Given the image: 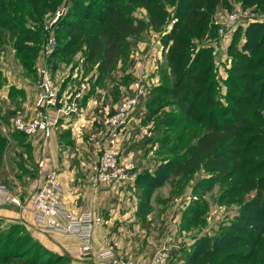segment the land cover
I'll list each match as a JSON object with an SVG mask.
<instances>
[{"label":"rangeland","instance_id":"1","mask_svg":"<svg viewBox=\"0 0 264 264\" xmlns=\"http://www.w3.org/2000/svg\"><path fill=\"white\" fill-rule=\"evenodd\" d=\"M48 1L50 0H18V2L10 4V1L8 3V0L3 2L0 0V10H3L8 15L10 13L12 20H19L21 24L20 27L23 29V32L20 35H10L5 29L0 28V72L3 77L2 85L5 84L4 86H8L13 82L33 85L36 103L34 112L31 116L25 117L22 113H15L10 119L18 115L24 120H30L41 110V106L38 102L39 99L36 95V83L39 78L37 67L43 64L47 65L50 71L51 80L57 91V107L65 108L72 100V97H74L75 92L81 87V84L85 85L81 96L76 99L77 110L68 115L59 113L57 122L50 128L49 136L47 138L40 137L43 142L50 137L52 131L56 128L61 119L63 120L64 117L66 118L72 114H78L80 112L79 104L88 92L90 93L92 90L94 93H104L105 97H103L104 100L102 101L104 103L101 104L99 108L100 111L97 112V115L99 116L98 122L100 135L101 137L103 136V138L100 148L97 150V160L93 163L89 175L90 184L93 187L98 184L118 187V185H121L124 182H131L136 187V177L138 173L142 171H138L137 166L149 168L147 169L149 172H154L161 162L162 156L170 155L171 153L174 154L176 151V147L172 148L174 149V152H172L171 149L168 150V145L171 143L172 145L178 143L177 135L180 133L181 124L185 123L178 121L181 119L180 116V119H174L172 122V129H166V126L168 125L165 123H167V119L170 117L169 115L173 114V111L176 112V106L170 95L166 92H164V96H159V101H162L161 103L164 106L158 108L156 113L152 112L148 118H145L148 111L146 102L153 89L164 86L173 87L175 81L179 78V75H172V70L170 69L171 65L168 61L169 56L172 54V52H170V47L173 44V38H171L170 35L178 20L176 12L179 9V0H152L151 4L149 3L153 13L154 7L158 4H161L165 11V16L159 22L158 26L151 25L149 22L150 11H148L145 6L138 3L140 0L117 1V6L122 8L121 15L123 17L130 16L142 19L148 25L146 29L139 34V38H129L130 44L125 50H123L121 56L118 57L114 71L109 74V76H105L104 82L100 83V85L94 84L97 76L96 66H92L88 71L84 68V39L81 38L77 45L73 44V38L75 37L74 31L70 34L68 31L69 26H67L70 21H75L80 18L79 16V18L75 16V9H78L76 5H78V3H86V0H54L56 5L54 4L52 8L49 7ZM101 1L106 5H109L110 3V0ZM93 2L94 8L91 9L89 16H87V20L84 22V27L93 25L94 19L91 17L92 15L96 13L104 14L105 12V10H97V4L95 1ZM10 7L11 9L14 8L13 11ZM238 11L242 16H240L239 20L236 22L228 25L226 21L227 15ZM211 19L213 26L208 25L204 33L199 36L196 35L197 25H193L188 17L183 19L184 23L189 22L191 25L189 28L190 33L187 32L191 34V39L181 47V49L185 51L187 59L182 63L180 71L182 72L193 62V60L195 61L197 56L196 53L200 49L209 48L212 57L211 61L214 79L213 82H211L213 83L212 98L215 103L224 106L226 105L227 97L230 94H228L227 88L229 71L235 60V58L233 59L229 53L232 36L234 31L239 28L240 38L238 39L239 41L236 42L235 48L240 50L241 44L245 38L244 31L246 27L250 23H264V4H258L257 2L243 4L241 0H227L226 5L219 4L215 7V11L211 14ZM88 30L90 31L91 29L89 28ZM229 33H231L230 36L228 35ZM49 37L54 41L53 50L49 55H46L44 50ZM18 43L23 49L19 56L15 49ZM33 47L38 49L36 54H30L28 52L34 50ZM244 53L249 56L247 52ZM21 56H34L35 60L33 63L32 76L22 66L23 61L22 59L20 60ZM200 63L201 67L205 65V61H200ZM248 71L264 72V69H262V67L251 68ZM235 75L239 77V75H242V72L238 71ZM239 81L242 83L241 79ZM137 84H139V86H136ZM66 85H70L71 87L64 92L63 88H65ZM199 85H201V87L205 86L204 80L201 81ZM257 86L259 87V85ZM140 90L141 92H139ZM108 91L111 94L113 93V96L107 94ZM203 96L202 98H204ZM132 97H136L137 103L127 116L124 123L115 127L114 145L116 149L118 148L119 150L118 162L120 164L128 162L133 163L135 168L132 173H134L135 176L132 180L126 179L120 183L98 182L95 184L93 181L94 171L99 165L100 157L103 153V147L108 145L109 134L113 128L112 124L109 125L105 120L116 115L119 112L122 103ZM202 101L203 100H201V102ZM0 106H2L1 102ZM93 115L97 116L95 113ZM131 122L133 124H131ZM9 124H11V122H9ZM126 126L127 133L130 137L128 140H124L125 135H123L122 131ZM18 132L22 133V136H20L22 141H25L27 139L26 137H33L23 132ZM256 145L260 146H258L260 153L256 154L254 158L249 159L245 158L244 154H240L235 159L234 167H223V162H218L217 167L210 172L212 174L207 173L204 168H201L193 173L188 179L181 180V182L178 181V177H175L173 181H166L164 184L153 189L148 200V207L141 211V192L136 187L138 197H136L135 202V218L143 228L144 231L142 232V235L144 236L136 237L135 243H142V249H153L146 264L150 262L156 249L161 246L169 248V257L166 264L169 262L172 251L176 249L177 254L182 251L180 260L184 263L189 251L192 250L193 245L196 244L200 237L214 235L217 232L227 229L234 223L246 227L247 230L258 229L259 232L256 231L253 236H250L248 235L249 232L247 230H245L246 232L244 233L234 231V235L240 237L239 241L230 243L223 251H220L218 255L221 256L227 251L233 250L235 253H243L248 259H251L248 264H264L263 139H261V144L257 143ZM181 149L182 148L178 149V151H181ZM128 150H131L133 154L131 153V155L128 156ZM14 151L17 154L16 158L15 156L13 157L15 158V166H21L20 169L23 172L19 171V174L26 173V175H29V171H26V165H23L26 156H22L23 152L21 156H19L20 152L17 153L16 150ZM247 154L248 156H252L250 152ZM256 159L261 161L260 165L259 167H252ZM243 161L246 162L244 165L245 167H241V162ZM215 165L216 163H214L213 167H215ZM15 166H13L12 169H14ZM253 170L254 172L251 173ZM225 172L234 174L237 177L234 178L231 176L224 178L222 177V174ZM208 176L213 177L211 179V187L203 192H193V187L196 181ZM258 179L259 184L262 185L259 191L256 187ZM230 185H235V187L229 192L230 194L227 195L225 189L226 187H230ZM0 187H5L11 195L15 196L19 202H21L19 195L12 194L11 190L7 188L6 185L0 184ZM201 189L203 188H199V190ZM221 193H224L225 195L222 199H220ZM120 195L128 197L129 190H122ZM258 196L260 197L258 207L263 206V208L261 214L257 215V223L252 224L251 219L253 218L246 216L248 212L245 211V208L247 202L254 198L257 199L258 202ZM199 197L205 202V204L202 203L204 208L203 212L197 213L202 221L199 220L197 224H190V220L192 219L191 212H186V210L189 205ZM97 216H99L101 220L96 223L99 224L103 220L100 215ZM148 217H150L149 220ZM8 226V221H0V230L2 232ZM15 235V238L23 236L21 233ZM0 239L1 241H4V237L1 236ZM21 245L22 249H26L23 253L24 255L30 253L29 255H34L33 257H35L38 262H42L46 259L41 248L34 243H30L25 239L22 241ZM106 245L111 247L115 256L136 261L133 257H128L117 252L111 239H104V247H106ZM42 246L44 245L42 244ZM216 262L217 260L210 264H216ZM58 264L68 263L61 262ZM206 264H209V262H206ZM228 264L236 263L232 260Z\"/></svg>","mask_w":264,"mask_h":264},{"label":"trees","instance_id":"2","mask_svg":"<svg viewBox=\"0 0 264 264\" xmlns=\"http://www.w3.org/2000/svg\"><path fill=\"white\" fill-rule=\"evenodd\" d=\"M9 1L10 4L18 2V0H8V3ZM93 1L97 4V10H105V12L104 14L96 13L92 15L91 17L94 19L93 25L84 27L87 16H89L91 9L94 8ZM117 1L110 0L109 5H106L101 0H86V3H78L76 5L78 9H75V16L80 18L78 17L79 19L70 21L67 24L69 33L71 34L74 31L73 44L77 45L81 38L85 41V59L83 64L86 71L92 66H96L95 85H100V83L104 82L105 76H109L114 71L118 57L130 44L129 38L138 37L148 25L142 19L130 16L123 17L121 15L122 8L117 6ZM151 1L140 0L138 3L150 11L149 22L151 25L158 26L165 16V11L161 4H158L154 7L153 13L150 7ZM54 2V0L48 1L49 7L52 8L54 4L56 5ZM241 2L243 4L254 2L264 4V0H241ZM219 4L226 5L227 0H179V9L176 12L178 20L170 35L173 38V44L170 47L172 54L168 58L172 75H179V78L175 81L173 87L164 86L153 89L146 102L148 111L145 118H148L152 112L156 113L158 108L164 106L161 103L162 101H159V96H164V92H166L176 106V112L173 111V114L169 115L170 117L165 123L168 125L166 129H172V122L174 119H180V116L181 119L178 121L185 123L181 124L180 133L177 135L178 143L168 145V150L171 149L172 152H174L172 148L176 147L174 154L162 156L161 162L154 172L143 169L138 173L135 184L141 192L140 211L148 207V200L153 189L166 181H173L175 177H178V181L181 182V180L188 179L201 168L212 174L210 172L217 167L218 162H223V167H234L237 156L244 154L247 159L254 158L256 154L260 153L259 145L256 144H261V139H263L264 144V72L248 71L251 68L262 67L264 69V23H250L246 27L244 31L245 38L240 50L235 48V44L240 38V30L238 28L234 31L232 42L229 46V53L235 60L229 71L227 88L228 94H230L227 97L226 105L217 104L212 98L213 83L211 82L214 79L209 48L200 49L196 53L195 61L193 60L186 69L182 72L180 71L182 63L187 59V55L181 47L191 39V34H189L191 25L189 22L184 23L183 19L188 17L193 25H197L196 35L199 36L204 33L208 25H212L211 14ZM13 9L11 10L13 11ZM11 18L10 13L8 15L3 10H0V28L5 29L10 35H20L23 32L20 27V21L12 20ZM89 28L91 29L90 31L88 30ZM15 49L18 56L23 51L19 43ZM37 51L38 49L34 48V50L28 52L36 54ZM244 52H247L249 56ZM21 59L23 61L22 66L32 76L34 56H21ZM200 61H205V65L201 67ZM238 71L242 72L239 77L235 75ZM2 78L0 72V87L3 81ZM240 79L242 83L239 81ZM203 80L205 82L204 89L199 85ZM201 100L203 101L201 102ZM18 134L22 136V133L18 132ZM5 142L6 139L0 135V165ZM180 148H182L181 151H178ZM249 152L252 156H248L247 153ZM260 162V160L256 159L252 167H259ZM214 163H216L215 167H213ZM245 164V161L241 162V167H245ZM253 172L254 170L251 173ZM231 176L237 177L227 172L222 174L224 178ZM212 178L208 176L196 181L193 192L198 193L207 190L212 185ZM257 182L256 187L259 191L262 185L259 184V179ZM201 187L203 189L199 190ZM234 187L235 185L226 187V194L229 195V192ZM223 197L225 195L221 193L220 199ZM259 199L260 197L258 196V202L254 198L246 204L245 211L248 212L246 216L253 218L251 219L252 224L257 223V215L261 214L263 208V206L258 207ZM202 203L205 204L200 197L196 198V201H193L186 210V212H191L192 219L190 224H197L199 220L202 221L197 215L198 212H203L204 210ZM0 221L4 220L0 218ZM245 230H247L246 227L234 223L214 235L200 237L182 264H206V262L210 264L215 260H217L216 264H228L232 260L236 264H248L251 259H248L243 253H235V251L231 250L221 256L218 255L230 243L239 241L240 237L234 235V231L244 233L246 232ZM247 231L250 236H253L256 231L259 232L258 229ZM17 233H21L23 236L15 238L14 236ZM1 236L4 237V241L0 239V247L2 248H0V264H58L61 262L72 264L71 256L66 253L59 254L42 246L19 221H9V226L3 232L0 230ZM25 239L41 248L46 256L44 261L38 262L33 257L34 255H29L30 253L23 254L26 249H22L21 244Z\"/></svg>","mask_w":264,"mask_h":264},{"label":"crops","instance_id":"3","mask_svg":"<svg viewBox=\"0 0 264 264\" xmlns=\"http://www.w3.org/2000/svg\"><path fill=\"white\" fill-rule=\"evenodd\" d=\"M4 85L0 87V135L6 142L0 165V184L6 185L12 194H18L21 205H0V218L8 222L19 221L49 250L71 256L72 264H106L97 257V253L104 248L105 238L112 240L117 252L133 257L138 264H146L153 249H142V243H135L136 237L144 236V230L135 218L138 197L135 185L124 182L118 187L103 184L93 187L89 181L103 138L97 112L104 103L105 94L92 90L88 92L79 104L80 112L61 119L45 142L39 136L26 137L22 141L18 131L9 124L10 117L15 113H22L25 117L33 114L36 104L34 87L18 82ZM70 87L66 85L63 91ZM107 94L113 96L109 91ZM126 128L122 130L124 140L130 138ZM14 150L20 152L19 156L22 152V156H26L23 165H26L29 175L22 174L21 166H15L17 154ZM131 153L128 150L127 155ZM13 166L16 168L12 169ZM137 169L149 168L137 166ZM19 171L22 173L19 174ZM48 172L57 174L62 188V204L69 213L92 209L102 217L103 221L93 226L89 250L85 254L81 252L82 241L78 237L66 235L60 230H42L35 220L30 197L38 179ZM125 189L129 190L128 197L120 195ZM181 254L182 251L177 254V249L173 250L168 264H181Z\"/></svg>","mask_w":264,"mask_h":264},{"label":"built area","instance_id":"4","mask_svg":"<svg viewBox=\"0 0 264 264\" xmlns=\"http://www.w3.org/2000/svg\"><path fill=\"white\" fill-rule=\"evenodd\" d=\"M241 13L233 12L227 15V24L239 20ZM53 39L48 38L45 46V54L49 55L53 50ZM39 74L36 83L37 97L41 110L30 120H24L21 116H15L10 119L14 130L23 132L30 136H39L47 138L50 134V128L58 120V114L68 115L77 110L76 99L82 94L85 85L75 92L72 100L65 108L57 107V91L50 77V71L46 64L37 67ZM136 86H139L137 84ZM141 92V90L139 91ZM137 103L136 97L128 98L122 103L119 112L107 118L105 121L113 128L109 134L108 145L103 147V153L100 157L99 165L95 168L93 181L96 183H120L126 179L132 180L135 176L132 173L134 164L131 162L120 164L118 162L119 150L115 147V127L121 125L126 120L129 113ZM56 114V115H55ZM32 212L35 220L42 230H60L66 235L78 237L82 241L81 252L86 253L89 250L90 238L93 226L100 222L99 216L92 209H86L81 213H69L62 204V188L57 174L48 172L37 181L36 187L30 197ZM0 204L21 205V202L11 195L5 187H0ZM109 245V243H108ZM106 245L97 253V257L107 264H137L132 259H125L115 256L111 247ZM169 257V248L161 246L153 253L148 264H166Z\"/></svg>","mask_w":264,"mask_h":264}]
</instances>
